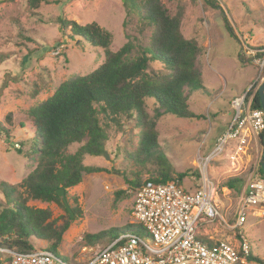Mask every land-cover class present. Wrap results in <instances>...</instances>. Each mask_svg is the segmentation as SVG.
I'll return each instance as SVG.
<instances>
[{"label": "rangeland", "instance_id": "rangeland-1", "mask_svg": "<svg viewBox=\"0 0 264 264\" xmlns=\"http://www.w3.org/2000/svg\"><path fill=\"white\" fill-rule=\"evenodd\" d=\"M47 1L48 4L41 3L38 9L31 10L28 0H0V182L15 187L36 166L30 157L35 131L26 119V112L49 98L62 82L88 75L104 59L101 49L92 48L84 41L78 43L68 39L65 36L68 31L62 34L57 20H71L79 25L96 23L111 35L109 50L112 52L118 51L128 40L136 48L145 47L152 34L150 27L141 30L136 15L127 13L120 0ZM160 1L170 16H174L179 8L183 10L180 31L185 39H196L203 47L200 61L204 74L200 84L209 91H197L191 95L200 100V106L192 104L189 107V110L202 114L199 119H178L170 114L160 119L157 124L158 144L164 149L174 174L187 173L181 188L193 192L202 180H206L223 209L226 223L200 225L197 238L207 240L208 235L214 240L232 244L235 236L231 229L233 211L239 205L249 176L258 174L261 137L253 141L259 142L257 156L254 148V157L245 159V163L251 165L241 170L242 188H224L223 184L228 180L241 179L234 173V164L239 155L246 156L249 151L247 154L238 153L227 147L222 154L205 162L218 138L214 134V113L209 117L206 111L207 94L218 93L221 81L217 74L226 78L228 83L227 93L219 104H223L222 100L229 92L235 93L231 85L241 89L246 87L254 74L253 69L255 77L249 85L258 78L255 64L247 60L246 52L264 47V0ZM241 56V61H245H240ZM145 102L146 112L151 117L153 101L147 99ZM99 120L106 135L103 154L107 159L103 154L85 156L84 166L101 171L84 173L82 182L67 190L65 195L70 208L79 209L74 210L79 215L71 220L64 208L56 203L27 202L29 207L47 209L51 214L50 220L57 226L68 224L56 250L60 259L83 261V248L100 249L110 242L106 237L87 246L86 235L128 225L137 226L131 224L134 190L131 184L136 180L143 183L157 177L155 166L138 163L134 158L139 130L132 120L118 118L117 124L102 116ZM77 149L78 145H74L67 153L72 154ZM18 192L21 193L22 189ZM116 192L123 194L114 203ZM4 204L0 192V206ZM261 212L248 214L242 231L249 243L251 256L264 262V214ZM34 247L48 249L44 242H35ZM3 259L0 257V264H4ZM240 264L257 263L243 260Z\"/></svg>", "mask_w": 264, "mask_h": 264}, {"label": "trees", "instance_id": "trees-1", "mask_svg": "<svg viewBox=\"0 0 264 264\" xmlns=\"http://www.w3.org/2000/svg\"><path fill=\"white\" fill-rule=\"evenodd\" d=\"M120 1L127 13L136 15L141 30L152 28L147 46L136 48L126 36L128 41L112 52L109 50L111 35L96 23L79 25L71 20H57L62 34L68 31L65 34L68 39L78 43L84 41L92 48L101 49L104 59L88 75L62 82L49 98L26 112V119L35 131L30 157L36 166L18 187L0 182V192L5 200L0 206V249L31 254L36 249L35 242H44L48 245L47 250L57 253L68 224L57 226L50 220L47 209L29 207L27 202L56 203L63 207L55 194L58 189H64L66 195L67 190L82 182L84 173L101 171L83 165L85 156L98 157L104 153L106 135L99 116L113 124L118 123V118L134 122L139 130L134 158L138 163L152 164L157 168V177L148 181L174 182L181 187L187 176V173L174 174L164 149L158 144L157 124L168 114L178 119L201 117L189 110L188 102L192 93L205 92L200 84L203 47L196 39L182 36L181 8L170 16L160 0ZM41 3L49 2L28 0L31 10L38 9ZM147 99L153 101L151 117L146 112ZM251 106L260 109L258 92ZM74 145H78V149L72 154L67 153ZM258 175L264 179L260 167ZM140 184L136 180L131 185L135 189ZM243 184V179H230L223 187L239 190ZM18 189L22 192L19 193ZM121 194L123 192L114 194V203L119 201ZM74 210L79 209L71 208L73 216L77 217L79 213ZM127 233L140 234L142 228L131 225L112 228L86 235L84 240L87 246H92L106 237L113 240ZM239 258L264 264L251 254L246 258L239 254Z\"/></svg>", "mask_w": 264, "mask_h": 264}, {"label": "built area", "instance_id": "built-area-1", "mask_svg": "<svg viewBox=\"0 0 264 264\" xmlns=\"http://www.w3.org/2000/svg\"><path fill=\"white\" fill-rule=\"evenodd\" d=\"M246 54L247 60L255 64L258 78L230 101L232 120L205 162L222 154L230 142H235L236 152L243 153L249 140H258L264 134L263 111L251 106L264 81V48L248 50ZM261 210H264V179L251 174L233 211L234 241L230 244L213 239L207 244L197 239L199 226L226 223L223 209L207 181L202 180L198 188L187 192L174 182L145 180L133 190L131 212V224L140 226L142 233L120 234L100 249L83 248V261L60 259L47 249H35L31 254L0 249V257H4V264H238L243 262L239 254L243 258L251 254L242 231L246 217Z\"/></svg>", "mask_w": 264, "mask_h": 264}, {"label": "crops", "instance_id": "crops-1", "mask_svg": "<svg viewBox=\"0 0 264 264\" xmlns=\"http://www.w3.org/2000/svg\"><path fill=\"white\" fill-rule=\"evenodd\" d=\"M253 71H254V74L250 78V80L247 82L246 87H243L241 89V88H238L236 85H231V87L233 86V88L235 90V93L234 94H231V92H229V94L226 97V99L225 100L224 99L222 100L223 101V104H219L218 102L227 93L226 91H227L228 83H227L226 78H224L221 75L217 74V79L221 81L220 82L221 87L218 90V93H214L213 95L210 94V93L207 94L209 102H208V105L206 106L207 107L206 108V111H207L209 117H210L211 114L214 113L213 118H214V120L216 122V124L214 125V128H215L214 134H216L217 137H219L221 134H223V132L225 131L226 127L228 126V124L232 120V111H231V108H230V101L234 97L239 96L240 94H242V93H244L246 91V88L248 87V85L251 83V81L255 77V70L253 69ZM203 74H204V70L202 69V77H201V80L203 79ZM206 90L207 89H205V92L209 91V90H207V91ZM192 102H194V103H192ZM192 104H194L196 106H200L201 103H200V100H198V99H196L194 97H191L189 99L188 106L190 107ZM212 106H215V107L212 109ZM224 106H226V108ZM191 112L194 113L197 116H202L201 113H196L195 111H191ZM208 126H209V129H210L211 126L210 125H208ZM258 143L253 142V141L248 142L247 143V146L245 147V149L243 151V153H246L247 151H249L248 155L241 156V157L239 155L238 161L236 162V164H234V169L236 171L234 173H237L238 174L237 177H240L242 179L241 170L242 169H247L251 165V163L249 165L246 164L245 163V159L246 158L254 157V154H252V152L254 151V148H255V156H257V153H258ZM234 144H235V142H230V144H229L228 147L233 149L234 148ZM240 160H241V162H239ZM207 237H208L207 240L201 239L200 237L197 238V239L198 240H201V241H203V242H205L207 244H211L213 242L212 241L213 238L210 237V236H208V235H207Z\"/></svg>", "mask_w": 264, "mask_h": 264}, {"label": "water", "instance_id": "water-1", "mask_svg": "<svg viewBox=\"0 0 264 264\" xmlns=\"http://www.w3.org/2000/svg\"><path fill=\"white\" fill-rule=\"evenodd\" d=\"M258 98H259V104H260V109L263 111L264 114V81L260 85L258 89ZM261 146H262V154H261V160H260V168L264 174V134L263 138H261ZM104 158L107 159V157L104 155ZM55 194L60 198L61 204L64 207L65 211L68 213L70 216V219L72 220L73 214L71 212V208L69 206V203L67 202V199L65 197V190L64 189H58Z\"/></svg>", "mask_w": 264, "mask_h": 264}]
</instances>
